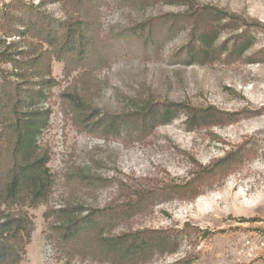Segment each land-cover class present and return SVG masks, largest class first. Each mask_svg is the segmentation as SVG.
Returning <instances> with one entry per match:
<instances>
[{
  "label": "rangeland",
  "instance_id": "1",
  "mask_svg": "<svg viewBox=\"0 0 264 264\" xmlns=\"http://www.w3.org/2000/svg\"><path fill=\"white\" fill-rule=\"evenodd\" d=\"M10 1L0 0V10ZM23 1L52 19L87 24L111 56L87 76V93L82 70L66 77L62 62L51 63L55 85L37 105L50 112L37 145L54 183L48 204L28 211L34 231L20 264H118L102 255H66L48 238V224L77 229L95 211L115 214L103 240L169 237L172 246L136 264H264V0H88L78 8L64 0ZM200 7L215 12L204 23L215 21L206 32L217 38L198 42L210 61L187 58L191 29L183 25L143 54L137 27ZM0 69L12 71L8 64ZM70 96L83 98L85 117L65 113ZM162 107L172 108L166 120L138 127L142 111ZM193 111H214L222 120L190 125ZM226 158L233 159L228 169L196 198L172 193ZM152 194L153 201L134 207Z\"/></svg>",
  "mask_w": 264,
  "mask_h": 264
},
{
  "label": "trees",
  "instance_id": "2",
  "mask_svg": "<svg viewBox=\"0 0 264 264\" xmlns=\"http://www.w3.org/2000/svg\"><path fill=\"white\" fill-rule=\"evenodd\" d=\"M63 2L73 8L90 6L88 0ZM214 13L207 7H200L193 13L165 15L137 27L133 33L138 39L137 44L142 46L143 54L147 55L154 52L156 43L165 35L182 25L187 26L191 29L192 42L187 58L210 61L198 42L207 45L208 39L213 41L217 38L212 32H206L215 21L205 24L206 18ZM89 29L80 21L70 24L52 19L23 0H11L0 10V64H8L12 68L10 73L0 69V264L22 262L34 231L28 211L47 205L51 199L54 182L47 167L49 157L37 145V137L47 127L50 112L37 105L46 99L55 85L52 61L63 63L66 77L75 70H82L84 73L79 75L78 80L84 87L82 91L87 93L91 86L87 76L106 66L111 56L108 46L96 42ZM12 48L18 51L11 53ZM231 55L235 56V53ZM83 103L82 97L70 96L64 103V111L73 117H85ZM171 109L162 107L155 114L142 111L136 123L145 130L150 127L149 124L166 120ZM187 119L190 125H203L213 120L218 123L222 117L214 111H193ZM232 162L231 158L221 159L217 164L193 174L185 184L175 186L171 191L176 195L189 193V199L196 198L201 193V187L221 176ZM153 195L138 197L134 207L146 206L153 201ZM50 213L47 210L45 219L50 218ZM108 215L103 211L87 214L81 225L71 230L61 231L48 224V238L66 255H102L118 264L140 263L152 257L155 251L172 246L169 237H159L156 233H137L103 240L102 228L106 219L114 218L115 214ZM69 217L66 212L59 215L61 220Z\"/></svg>",
  "mask_w": 264,
  "mask_h": 264
}]
</instances>
